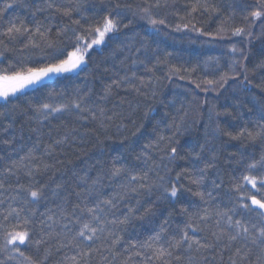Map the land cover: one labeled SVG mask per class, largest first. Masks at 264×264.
<instances>
[{"label":"trees","instance_id":"1","mask_svg":"<svg viewBox=\"0 0 264 264\" xmlns=\"http://www.w3.org/2000/svg\"><path fill=\"white\" fill-rule=\"evenodd\" d=\"M64 4L77 2L80 3L82 13L88 17L87 22L95 23L102 20L107 11H119L121 13L120 31L110 33L113 37L108 39L107 43L96 47L88 59V67L84 68L79 74H69L68 78H55L47 82V87L39 89H30L16 96L10 97V103L0 101V112H5L6 117L2 119L3 124H7L9 120L14 122V131L16 135V145H24L23 151L17 149L11 155L6 146L0 145V156L4 159L0 160V173L3 172L6 164L11 159H18L24 151L35 142V134L31 133L29 125L39 126L29 117L34 115L32 108L38 104L57 100L61 95L71 96L77 89L87 91L92 90L91 100L97 104H102L110 115L113 111L122 112L123 119L120 117L112 121H105L107 127H100L98 121L90 118L87 121L78 120L75 116L63 115L55 119L45 121L41 127V151L43 145L51 143L53 139L62 137L67 132H71L65 144L57 146L54 156L44 157L50 163H55L56 159H62L63 164H57L56 169L50 170L48 173L37 174L36 180L40 183L47 184L49 187L45 189L46 196L37 204L24 205L21 199L13 202L11 195L15 194L16 179L15 177H7L0 175V179H4L7 192L0 195V199H4V203L0 204V245L3 244V235L6 231H11L19 223L18 230L27 229L31 233L32 240L39 238L41 234L40 221L45 219L41 213H46L49 208L58 213L57 204L61 202L59 197L51 196V189L56 183L66 182L68 191H71L76 179L73 176L75 172L78 175H84L85 172L92 178L98 175L103 176L104 188L102 189L108 195L118 191V185L124 181L125 177L117 180H110L109 174L113 166L116 164H125V162L138 163L134 160L135 154L138 153L145 144L155 140L160 130L166 128L173 117L179 119L185 111L187 115L184 118V125L188 131L179 137V149L181 156L186 159L177 158L174 163L169 164L168 161H160L159 153L154 152L153 157L157 163L167 164L172 171L168 173V179H175L176 172L182 167L192 166V157L189 152H200V145H205L206 150L201 153L204 159H209L214 153L217 157L215 167L209 169L207 177L204 181L205 191H212L210 207L215 210L219 208L226 211L235 206V199L238 195L235 192L234 184L242 182V176L247 174V165L254 160H259L264 154V144L257 141L250 143L247 140H231L227 136L217 134L215 129L217 124L223 129L232 131L234 134L245 125L254 127L255 116L249 113L248 109L254 107L257 111L264 106V90L257 85L264 80V70L256 69L262 49H264V23L256 22L254 32L256 38L253 39L249 46L244 36H233L231 29L236 26H243L246 30L250 25L242 19L241 12L257 5V0H208L209 3L217 5L221 11L217 15H209V13L191 12V6L196 0H167L169 7L153 9L158 18L166 21L165 25H151L146 20L141 19L136 14L135 6L143 3L144 0H57ZM201 3L204 0H200ZM4 0H0V7L3 6ZM27 7H17L9 10L7 15L0 20V27H7L9 19L24 20L29 27L33 28L37 23H44L53 29L51 37L56 38V30L65 25H70L71 21L67 18L53 13L49 10L36 12L37 8H44V0H26ZM119 3L121 7L115 8ZM112 5V9H108V5ZM235 7L236 13L233 20L229 21L227 32L217 35V28ZM36 13L33 16V13ZM127 24V27L124 25ZM188 27L185 28L184 25ZM177 25L180 26L177 30ZM201 29L205 34L201 35L193 29ZM36 41H40L37 35L34 37ZM237 49L243 48L248 52L247 61H242L247 65V74L252 82L246 89L241 90L238 80L228 79L223 87L217 84H207L205 81H219L220 76L228 71L233 53L232 46ZM21 47L19 42H9L8 50L5 52L3 64L0 67L7 66L10 61H37L42 57L48 59L52 50L28 48L25 53H21L18 49ZM43 48V44L41 43ZM140 49L137 53L136 49ZM3 45H0V51H3ZM70 50V49H69ZM171 52L168 64H158L152 72L145 70L143 65H137L136 71L138 77H144L146 80L152 77L155 83L156 97L151 96L148 89V96L137 95L136 92L130 90L127 86L115 89L113 95L107 101H100L97 95L101 92L105 84L111 83L112 79H119L132 66V60L137 56L144 59L146 56L155 61L156 54L161 58L166 53ZM240 53L237 52L236 56ZM172 65L180 68L179 73H174L169 79V69ZM151 66V65H150ZM195 71H191V69ZM107 69V71H105ZM188 69V72L183 71ZM255 69V71H254ZM237 71H241L239 64ZM130 75V71L128 72ZM184 77L183 79L180 77ZM135 83L139 84V80ZM197 83L200 87H197ZM151 87V85L149 86ZM207 89V91H206ZM52 96H49V93ZM15 106V107H14ZM149 109L148 118L145 119L144 113ZM243 112L247 119L234 120L232 116L220 115L216 113ZM167 113V115H166ZM162 122V123H161ZM159 123V128L154 130V126ZM144 125L140 128L141 125ZM140 128L137 135L132 133ZM21 129L22 138H21ZM72 129H75L72 132ZM134 150V151H133ZM63 152L64 155L60 153ZM152 161H149V165ZM127 166V165H125ZM202 167L203 165L200 164ZM146 166L139 164V170H145ZM257 172L260 170L257 169ZM160 174L164 175L161 169ZM152 178H156L155 171L151 174ZM213 181L221 184V187H214ZM21 183H27V177L21 174ZM181 182L188 185V181L181 178ZM11 186V187H9ZM190 187H194L189 185ZM252 191L251 186H247ZM66 194V193H65ZM258 197L261 193H254ZM26 194H22L24 196ZM159 192L155 189L149 193L146 190H139L137 193H129L125 199L119 202L118 208L113 210L116 216L127 213L128 208L137 209V215L143 213L144 208L152 207V215H144L142 218L133 219L131 224L127 226H116L121 229L118 234L121 236L118 250L119 255L112 261V264H144L141 257L135 255L136 249H132L131 245H137L147 241L151 235L159 231L161 223L167 218V232L164 237L167 239L171 234L176 233L183 227L186 217L178 215L179 208L176 212H172V207L167 202L158 200ZM30 199V198H29ZM71 199L75 201V197ZM185 203L191 204L195 201L196 205L204 206L197 197H191L185 193L181 198ZM18 209H23L20 214L19 221L15 214L10 216L8 220L4 217L8 215L9 204ZM250 203V202H249ZM35 209V215L31 214V210ZM71 211V205L68 206ZM193 211L197 209L192 208ZM172 215L169 216V213ZM28 217L30 222L25 225L24 219ZM199 237H210V231L205 229L203 232L196 234ZM50 249V255L46 264H65V256H71L73 250L69 248L57 251L56 241L49 240L47 245L41 247L37 252L34 244L20 245L26 256L39 259L44 252V248ZM129 249V251H125ZM234 250V249H233ZM107 254V253H106ZM9 253L0 252V260L4 264H28L23 257L12 254L13 258L8 259ZM229 253H224V264H228ZM109 259L112 257L109 254ZM252 260H256V255L252 256ZM100 257L95 256L92 264H98ZM70 264V262H69ZM103 264V262H101ZM172 264H187V261ZM212 264H220L217 257ZM247 264V262H245Z\"/></svg>","mask_w":264,"mask_h":264},{"label":"snow or ice","instance_id":"2","mask_svg":"<svg viewBox=\"0 0 264 264\" xmlns=\"http://www.w3.org/2000/svg\"><path fill=\"white\" fill-rule=\"evenodd\" d=\"M44 8H37L36 12L49 10L57 13L71 21L70 25H65L56 30V38L51 37L53 29L51 26L44 23H37L33 28L29 27L24 20L9 19L7 27H0V45H3L4 50L0 51V65L3 64L5 52L8 50L9 42H19L21 47L18 49L21 53H25L28 48L52 50L50 57H43L37 61H10L7 66L0 67V99L5 103H10L9 97L15 96L17 93H23L27 88L33 89L47 87V82L54 77L68 78L67 74H79L84 68L88 67V59L97 46L107 43L106 37L110 33L120 31L121 13L119 11H107L103 15L102 20H97L95 23L87 22L88 17L83 15L79 2L68 3L67 5L57 0H44ZM17 7H27L26 0H4L3 6L0 7V20H2L9 10ZM108 9H112L109 4ZM121 5L117 3L116 9ZM169 4L167 0H144L135 6L136 14L141 19L146 20L149 24L155 26L165 25L166 21L163 18H158L153 9L167 8ZM209 13V15H217L221 8L204 0H196V3L191 6V12ZM236 13L235 7H232L229 14L221 20L220 26L217 28V35L227 32L229 21L233 20ZM35 12L33 16H35ZM242 19L246 21L250 28L246 30L243 26H236L231 29L233 36H244L250 46L253 39L256 38L254 29L256 22L264 23V0H257V5L251 10L244 9L241 12ZM128 25L125 24L124 27ZM188 27L187 24L184 25ZM180 26L177 25V30ZM193 29L204 35L205 33L193 25ZM40 37V41L34 39L35 36ZM261 35H264L262 33ZM43 44V48L41 47ZM70 49V50H69ZM233 57L228 71L220 76L219 81L208 80L207 84H217L223 87L228 79L239 82L241 90L247 88L252 82L247 74V65L242 61H247L248 52L243 48L237 49L235 45L230 49ZM137 53L140 49H136ZM239 52L240 55L236 56ZM171 52L165 54L161 58L156 54L153 62L147 56L140 59L138 56L132 60L131 68L124 73L119 79H112L111 83L105 84L101 92L97 95L100 101H107L114 93L115 89L127 86L130 90L136 92L137 95L148 96V91L151 92L153 98L156 97L155 83L152 77L147 80L144 77H138L136 66L143 65L145 70L152 72L158 64H168ZM241 71H237V65ZM151 65V66H150ZM256 69L264 70V49H262L261 58L256 65ZM107 71V69H105ZM130 71V75L128 72ZM180 68L172 65L169 69V79L174 73H179ZM188 72V69H183ZM195 71V69H191ZM255 71V69H254ZM180 78H184L183 76ZM139 80V84L135 83ZM151 85V87H149ZM258 87L264 90V80L260 82ZM197 87L200 84L197 83ZM148 89V91H142ZM207 91V89H206ZM92 90L87 91L77 89L71 96L61 95L57 100H51L34 106L32 111L34 115L29 119L36 122L39 126L29 125L31 133L35 134L36 140L20 155L18 159H11L4 167L0 175L7 178L15 177L16 186L15 194L10 196V199L15 202L21 199L24 205L37 204L46 196L45 189L47 184H40L36 180L37 174L48 173L50 170L56 169L57 164H63L62 159H56L55 163H50L44 157L54 156L57 151V146L67 142L71 132L65 133L64 136L52 140L51 143L43 145L41 151V127L45 121L58 118L65 114L75 116L78 120L87 121L89 118L93 121H98L100 127L106 128L105 121H112L117 117L123 119L122 112L113 111L110 115L108 110L102 105L91 100ZM53 94L50 92L49 96ZM15 107V106H14ZM149 109L144 113L145 119L148 118ZM249 113L255 116L254 127L247 125L241 127L235 134L232 131L223 129L217 124L215 132L227 136L231 140H247L250 143L257 141L264 144V106H261L257 111L254 107L248 109ZM229 115L234 120L247 119L243 112H217L216 115ZM167 115V113H166ZM187 115L185 111L179 119L173 117L167 123L166 128L159 131L156 139L148 144L135 154L134 160L146 166L145 170H139V164L133 162H125V164H116L110 170L109 179L117 180L120 177H125L124 181L118 185V191L111 195L102 191L104 188L103 176L98 175L92 178L85 172L84 175L76 177L74 186L71 191H68L66 182H59L51 189L52 197H59L61 202L57 204L58 213L51 208L46 213H41L45 219L40 221L41 234L39 238L32 240L29 230H18L19 223L13 230L6 231L3 235V244L0 245V252L9 253L8 259H12V254L23 257L28 264H46L50 249L45 247L43 255L39 259L26 256L21 250L20 245L34 244L37 252H40L41 247L48 244L49 240H55L57 243V251L64 248L73 250L71 256H65V264H92L95 256L100 257L98 264H112L119 255L118 245L121 241V236L118 232L121 230L116 226H127L131 224L133 219L142 218L144 215H152V207L144 208L143 213L137 215V209L128 208L127 213L120 216L114 214L118 208L119 202L128 194L137 193L143 189L151 193L154 189L159 192L158 200L167 202L172 207V212H176L178 206V215L186 217L183 227L176 233L171 234L169 238L164 237L167 232V218L161 223L159 231H156L149 239L142 244L133 243L132 249H136L135 255L141 257L144 264H172L173 261H187V264H212L217 257L220 264H224V253L228 252V264H264V154L259 160H254L247 165V174L242 176V182L234 184V191L238 193L235 199V206L221 211L219 208L213 210L210 207L211 199L213 198L212 191H205L204 181L207 177L209 169L215 167L216 155L213 153L209 159H204L201 155L206 148L205 145H200V152H189L192 157V166L182 167L176 172L175 179H168V173L172 171L167 164L157 163L153 157L154 152H158L160 161H168L169 164L174 163L177 158L186 159L181 156L179 145V137L183 136L188 128L184 125V118ZM6 113L0 112V118H5ZM162 123V122H161ZM144 125L142 124L140 128ZM14 122L9 120L5 125L0 119V145L6 146L7 151L11 155L17 149L23 151L24 145H16V135L14 131ZM137 128L132 133L137 135L140 131ZM159 128V123L154 126V130ZM75 129H72L74 132ZM23 129H21L22 138ZM134 151V150H133ZM64 155L63 152L60 153ZM4 157L0 156V160ZM152 164L149 165V161ZM200 164L203 166L201 167ZM127 165V166H125ZM164 171V175L160 174V170ZM260 171L257 172L256 170ZM155 171L156 178H152V173ZM21 174L27 177L28 182L21 183ZM188 181V185L181 182V178ZM214 187L219 188L221 184L213 181ZM194 186V187H190ZM248 185L252 191H249ZM11 187V186H9ZM4 179H0V195L7 192ZM66 193V194H65ZM188 193L191 197H197L204 206L196 205L195 201L191 204L185 203L181 198ZM254 193H261L258 197ZM22 194H26L22 196ZM75 197V201L71 197ZM30 198V199H29ZM250 202V203H249ZM4 203V199H0V204ZM71 205V211L68 206ZM195 207L197 210L193 211ZM8 215L4 220H8L10 216L15 214L17 221L23 209L13 207L10 203ZM35 209L31 210V214L35 215ZM169 213V216L172 215ZM30 222L26 217L23 221L25 225ZM205 229L210 231V237H199L196 234L203 232ZM234 249V250H233ZM129 251V249H125ZM107 253V254H106ZM109 254L112 259H109ZM256 255V260H252V256ZM0 264H4L0 260Z\"/></svg>","mask_w":264,"mask_h":264},{"label":"rangeland","instance_id":"3","mask_svg":"<svg viewBox=\"0 0 264 264\" xmlns=\"http://www.w3.org/2000/svg\"><path fill=\"white\" fill-rule=\"evenodd\" d=\"M97 47H98V46H97ZM72 74H75V73H72ZM67 75H69V74H67ZM55 78H58V77H54L52 80H54ZM30 89H33V88L29 87V88H27L25 91L30 90ZM25 91H24V92H25ZM18 94H20V93H17L16 95H18ZM16 95H15V96H16ZM10 97H13V96H10ZM10 97H9V98H10ZM0 101H3V100L0 99Z\"/></svg>","mask_w":264,"mask_h":264}]
</instances>
